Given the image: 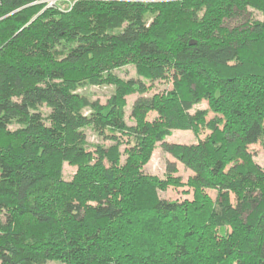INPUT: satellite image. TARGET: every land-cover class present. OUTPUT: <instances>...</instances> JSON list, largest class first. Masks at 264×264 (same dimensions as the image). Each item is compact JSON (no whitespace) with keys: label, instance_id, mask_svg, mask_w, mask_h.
<instances>
[{"label":"trees","instance_id":"1","mask_svg":"<svg viewBox=\"0 0 264 264\" xmlns=\"http://www.w3.org/2000/svg\"><path fill=\"white\" fill-rule=\"evenodd\" d=\"M34 1L0 5V264H264L250 151L264 147V0ZM127 65L137 77L116 73ZM164 78L170 89L145 94ZM82 84L115 89L103 104ZM86 125L116 142L91 145ZM175 128L197 141H168ZM118 132L134 140L124 162ZM158 142L193 171L194 199L160 197L163 180L144 173Z\"/></svg>","mask_w":264,"mask_h":264},{"label":"rangeland","instance_id":"2","mask_svg":"<svg viewBox=\"0 0 264 264\" xmlns=\"http://www.w3.org/2000/svg\"><path fill=\"white\" fill-rule=\"evenodd\" d=\"M254 17L262 18V15L258 12L253 13ZM151 18V15H150ZM226 23L230 26L237 24L236 20L226 21ZM116 73L122 78H131L137 77L136 69L134 65H127L115 70ZM149 84H151L149 82ZM172 87V83L169 79H160L156 80L153 83V86L145 93L146 95H152L155 92H163L164 90H168ZM115 86L112 84H82L78 87V91L81 94L86 95L92 101H99L103 104L109 100L112 95ZM138 93H131L126 95V116L125 120L127 124L134 125L136 123L134 117L132 116V106L135 98L138 96ZM208 103L206 100L196 104V106L192 109L193 112L197 108H207ZM44 112L49 113V108L43 107ZM86 113H89V108L85 109ZM157 114L155 111H151L148 114V118L151 120ZM214 116L213 112L209 113L208 118ZM86 133L87 141L95 146L98 145H110L115 143L113 139L109 138L106 135H101L91 126L86 125L82 127ZM209 133L208 130H205L201 134V138H204ZM106 134H110L109 131H106ZM119 139L121 140L120 150L122 152L121 162H124L127 153L126 148L130 147L131 144L134 143V140L130 138L128 135H121L119 132L117 133ZM197 137L195 136L192 130L187 129H179L175 128L172 130L171 134L168 135L167 140L170 142L177 143H193L197 141ZM130 140V141H128ZM94 147H92L93 149ZM250 151L254 154V159L264 168V147L261 143H256L250 145ZM176 161L177 170L172 174H167V161ZM143 170L145 174L156 176L157 178L163 180V187L158 188V195L167 200H175V201H183L185 199L192 200L195 197L194 187L189 183L191 176L193 175V171L184 166V164L180 161H177L174 156L170 153L166 152L161 143L158 142L156 147L153 149L149 159L144 163ZM77 171V165L70 163L69 161H64L61 163V173L65 180H72L74 174ZM171 176V177H170ZM171 178V179H170ZM208 195H210L213 199L216 198L217 192L214 189H206L205 190ZM234 198V196H233ZM40 264H66L63 260L59 258H51L46 260Z\"/></svg>","mask_w":264,"mask_h":264},{"label":"built area","instance_id":"3","mask_svg":"<svg viewBox=\"0 0 264 264\" xmlns=\"http://www.w3.org/2000/svg\"><path fill=\"white\" fill-rule=\"evenodd\" d=\"M78 0H35L33 3L43 4L44 8L59 6L64 10H70ZM157 1V0H152ZM2 0H0V5Z\"/></svg>","mask_w":264,"mask_h":264}]
</instances>
